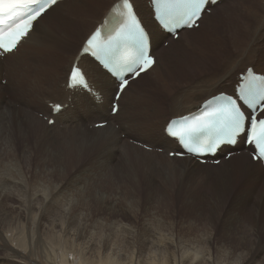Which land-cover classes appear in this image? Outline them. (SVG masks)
<instances>
[{
	"label": "bare ground",
	"instance_id": "bare-ground-1",
	"mask_svg": "<svg viewBox=\"0 0 264 264\" xmlns=\"http://www.w3.org/2000/svg\"><path fill=\"white\" fill-rule=\"evenodd\" d=\"M113 1L110 0L101 13L99 11L92 15L96 21L83 32L75 51V47L70 42L61 46L58 44V42L61 43L60 41L54 42L49 39L51 31L57 32L54 26L50 24L45 28L39 25L56 8L65 5V0H60L58 6L50 10L35 24V30L19 44L16 51L0 56V239L6 241L8 236L1 230L6 229L5 231H7L9 228L8 230L12 231L10 223L20 224L25 218L23 215H27L29 224H43L44 227L53 229L51 232L54 236H47L39 232L42 243L53 239L56 242V244H33L30 241L32 244H29L22 237L21 244L18 245L24 252L15 246L5 244L7 249L21 255L29 264H39L35 258H32L36 257L38 248L41 249L45 260L47 259L51 264H197L196 259L200 254L204 257L202 258L203 262L199 264H223L226 259H231L232 264H264V260L258 259L264 249V237L257 222L249 232L241 230L239 235L234 233L218 238L216 234L217 224L226 212L234 210L243 213L246 210L245 205L241 203L242 199L238 197L242 196L240 192H235L236 196L234 197V199L238 197L239 203L233 205L231 203L229 207L225 206L226 201L224 200L229 201L231 193L234 194L235 187L242 185L244 177L247 178L246 175H251V173H245L235 162L245 160L249 169L255 168L260 175H264V169L260 162L252 161L244 152L239 153V156L234 154L228 159L222 158L218 165L202 164L188 156L168 157L167 151L174 148L176 144L174 140L164 135L162 129V131L160 130L170 117L190 112L204 98L221 92L222 90L212 91L218 87V84L232 77L236 71L239 72L238 69L242 68L247 61L241 62L240 57V60L237 59L234 63L228 62L226 64V73L212 77L217 74L210 75L211 73L207 72V77L198 76L192 83H190L192 79L190 73L182 78L183 81L182 79L178 80L174 68L167 67L164 71L165 75L159 78V82L168 91L182 87V89L180 88L181 95L177 101L184 102L186 105L179 107L180 109L175 114L171 112L168 117L160 118L158 130L155 135H152L151 131L153 130L151 129L154 127L152 120H139L135 115L136 106L141 104V100L147 101L146 98L138 96L134 103L132 102L130 105L127 103L126 97L133 87L132 83H138L140 79L148 75H155L159 70L161 64L159 53L164 49L158 43L160 39H167L169 49L180 42L181 36L184 35V38L188 39L189 36L200 32L199 27L204 22L209 21L206 19L210 15L206 12L202 13L198 27L196 29H181L176 40L154 23L148 24V30L152 34L151 53L155 54L156 63L146 73H142L139 77L129 81V87L119 102V113L111 115L109 111L113 95L111 87L108 86L110 84L109 77L103 74L100 66L92 58L87 55H78V49L84 37L96 24L102 22L105 15L111 13L107 23L109 28L117 20L115 16L113 17L112 12L108 11ZM139 1L135 0V8L139 17L142 20L150 21L148 0L142 1L144 7H140ZM223 2L224 0H219L212 5V8L215 10ZM87 4L86 1L82 4L75 3L72 5L71 16L79 15L81 6L86 7ZM66 8V11L70 10L68 6ZM261 22V25L254 29L252 37L254 41L257 40V36L260 39L263 35L261 28L264 18ZM244 26L246 25L242 27ZM48 30L49 32L45 33ZM58 33L60 32L58 31ZM53 36L54 34L51 38ZM203 39L205 37L201 38L198 43L191 40L189 44L201 55H204L206 51L201 49L203 48L201 45L206 44ZM214 40L218 39L214 37ZM245 43L248 44H246L243 54L249 48L254 47L247 40ZM157 44L160 49L156 48ZM68 47L71 48L68 49ZM75 58L81 68L87 71V77L94 88L104 86L103 91H96L102 96L101 102H98L94 95L89 96L83 90L66 88L67 72ZM58 62L63 65L61 71L56 69L59 65L54 68V64H58ZM49 64H52L53 68L45 69L44 67ZM203 71L206 72V70ZM27 73L42 77L40 84L38 86L36 84L24 85L23 77ZM197 73L200 75L204 72ZM2 78H6V85L2 84L4 82ZM30 81L32 82V80ZM62 82L65 83L60 86L59 84ZM7 85H10L11 93L22 95L24 100L19 101L21 104L18 103V99L12 102L10 96L5 94L9 92ZM151 89L155 91L156 86L153 84ZM198 91L202 92L200 96L197 95ZM43 99H47V102L54 101L63 105L60 112L52 116L55 124L48 125L43 118L38 116L39 113L33 112V108L38 111V108L35 107L39 103L40 109L45 112V115H51V108L47 107ZM148 99L151 100V98ZM103 120L107 121L105 127L97 128L94 126L95 123L103 122ZM35 126L40 128V139L46 141L45 145L48 146L38 148L37 152L29 148L34 146V142L32 145L21 143L30 139L27 134L30 135L34 128L36 130ZM139 126L147 130L142 131V134L143 138L149 142L148 145L152 147L157 146V144L161 145L164 150L163 154L157 153L153 149L145 150L128 140L129 133L140 129ZM6 138H9L12 144H9ZM19 143L21 144L19 145ZM69 144L75 147L78 154L87 151L93 155L92 159H89L78 170L76 169L78 165L76 168L74 166L69 168L65 164L67 157L64 156L63 152L55 150V152L43 153L52 148L63 149V146H69ZM196 171L214 174L215 182L218 184L215 188L214 197L209 196L211 193L207 195L204 192L205 205L202 207L195 205L193 193L198 188L197 184L204 182L207 177H202L199 181L190 180L189 175ZM45 172L48 176L39 179V175ZM117 176L120 177L121 183L132 184V186L122 188L111 182ZM8 177L12 180L8 181L6 179ZM35 179L52 184L50 185L52 188L46 187L40 192L34 188ZM253 179L255 183L258 180ZM140 181L146 183L143 200L138 194ZM65 183H68L65 188L70 185L73 189L72 192H79L80 195L76 196L74 192L71 197L69 196L70 199H63L61 192L65 189L62 188ZM108 183V191L99 189L100 187L105 188V184ZM250 185L253 187L254 184ZM164 187H167L173 196L181 193L179 196L183 203L181 206L192 213H198L196 216L205 218L204 227L200 234L192 238L188 237V230L196 222H187V219L177 220L174 217L177 211L176 204L173 203L172 194L169 196L165 193ZM181 190H185V192L183 193ZM225 192L230 195L222 198L221 194ZM259 192L256 203L251 207L255 221L261 209L264 189ZM110 194L119 196L121 200L111 198ZM141 201L144 202L143 208ZM163 206L166 209H161ZM149 214L154 216L147 218L146 216ZM12 237L14 239V235ZM225 238H231L233 244H237L238 240L242 238L248 242L246 244L255 245L247 248L234 247L231 248L232 251L224 249L222 255L217 257L211 249L214 244H225ZM197 239L199 240L197 241ZM86 244H97L98 248L90 253L89 245ZM119 244L123 246L124 251ZM192 244L207 245L206 249H190V247H194ZM256 244L263 245L257 246ZM48 246L50 249L46 251ZM259 246L261 247L258 248ZM130 249H133L132 252H129ZM21 256L18 258L20 259ZM10 264L19 263L10 262Z\"/></svg>",
	"mask_w": 264,
	"mask_h": 264
},
{
	"label": "rangeland",
	"instance_id": "rangeland-1",
	"mask_svg": "<svg viewBox=\"0 0 264 264\" xmlns=\"http://www.w3.org/2000/svg\"><path fill=\"white\" fill-rule=\"evenodd\" d=\"M86 1L88 2V4L86 7L81 6V11L79 12V15H77L76 17H74V15L71 16L72 5H74L75 3L82 4L83 2H86ZM142 1L143 0L139 1L140 7L141 6L144 7V3ZM109 2H110V0H93V1L92 0H65V2H64L65 5L63 4L62 6L56 8L53 12H51V14H49L44 19L43 23H40L39 25H41L42 27H45V28L50 24L52 26H54L55 30H57V32L51 31L49 33V39L51 41H54V42L60 41L61 43L58 42V44H60L61 46H63V44L70 42V44L75 47V49H74V51H75L77 48L79 40H81L83 32L86 29H88L89 27H91L92 24L96 21L93 19L92 15L97 14L99 11L101 13V11H103L105 9V6ZM94 3H97V5H94ZM67 6L70 8L69 11H66ZM96 7H97V9H96ZM92 9H94V10H92ZM208 14L210 15V17H208L206 20H209L211 22L206 21L207 23L204 22L203 25L200 24L201 25V27H199L200 32L195 33L192 36H189L188 39L184 38L185 37L184 35L181 36L180 42L176 43L171 48L168 49L169 43H168L167 39H165V38L160 39L158 41V43H159L160 47L165 49V51H164V49H162L159 53V59L161 58V64H160L159 70L156 72L155 75H148V76L140 79V81L138 83H135V84L132 83L133 89L131 88L130 92L128 93L129 95L127 94V97H126L127 103H128V105H130L132 102L134 103L138 96L146 98V100L148 102H150V103H148L147 101L141 100V104H139L135 108V115L139 120H143V121L144 120H152V125L154 126L151 129V130H153V131H151L152 135L153 134L155 135L157 130H158L157 126H158V123L160 121V118H162L164 116L168 117L171 112H173L175 114V112H177L178 109H180L181 107L186 105L184 102L177 101L179 99V96L181 95L180 92H181L182 87H180L181 89L179 87H176L175 89H171L170 91H168V89L167 88L165 89V87H163V85L159 82L160 81L159 78H161L165 75L164 71H166L167 67L174 68L175 73H177L178 80H181L187 73H190L191 74L190 77L192 78L190 80V83L195 81V78H198V76L203 77V76H206L208 73H211L210 75L217 74L216 76H212V77H217V76H220V74L226 73L227 72V71H225L226 64L228 62H230V64L234 63V61H236L237 59L240 60V57H241V62L247 61L246 63L244 62L245 63L244 66H252L253 68H255L257 70L264 68V22H263V25L261 28V30L263 31V35L261 36L260 39L257 36V38H256L257 40H255V41L252 40L254 29L257 26L261 25V23H262L261 20H262V18H264V0H232V2H231V0H224L222 5L216 7L215 10L211 7ZM231 23L234 24L236 27L233 26ZM243 25H246V26L242 27ZM196 28H194V29H196ZM58 31L60 33H58ZM48 32H49V30L46 31L45 33H48ZM53 34H54V36H53L54 39L51 38ZM234 35H236L237 37ZM204 37H205V39H203V40H205L206 44L201 45V47H203L201 49H205L206 51H205L204 55H201V53H197L198 50L196 51L195 49L190 47L189 44H190L191 40L194 43H198L200 41V39L204 38ZM214 37H216L218 40H214ZM243 38H244V41H242ZM174 40H176V39H174ZM246 40L249 41V43L251 42L252 44L251 43L250 44L252 46H254L255 48L254 47L252 49L249 48V50L245 54H243V51L246 48V44H248V43H245ZM164 43L165 44L167 43V44L165 45ZM160 47H158V44H157L156 48L160 49ZM235 47L237 48L236 50H235ZM70 48L71 47H68V49H70ZM61 52H64V51H61ZM234 56H236L235 59H233ZM48 63L49 62L47 61V64ZM56 65H59V66H57V68H56ZM62 66L63 65L60 62H58V64H54V68L58 69V71L62 70ZM244 66L242 68L238 69V71L241 72V69H244ZM48 67H51V69H52L53 65L49 64L48 66H45L44 68L48 69ZM203 70H206V72ZM3 71H5V70H3ZM201 71L204 73L199 75V73H197V72H201ZM257 72H260V71H257ZM237 73L238 72L236 71L232 77H229L225 81H223L222 83L218 84L217 85L218 87L215 88L212 92H214L216 90H222V91H226L228 93H231L233 84L237 80ZM210 75H208V76H210ZM4 80H6V78ZM30 80H32V82ZM41 80H42V77L37 76L33 73H27L23 77V84L24 85L36 84L38 86V84H40ZM183 80L184 79H182V81ZM101 81H102V79H101ZM5 83H6V81L2 82L3 85H6ZM153 84H154V86H156L155 91L151 89ZM59 85L62 86L63 82H62V84H59ZM183 85H181V86H183ZM7 88H8L9 92H7L5 94L10 96V99L12 100V102H14L15 99H18V103L21 104L19 101L24 100L22 95L19 93H16V94L13 92L11 93L10 85H7ZM165 91H167V92H165ZM201 94H202L201 91L197 92L198 96H200ZM148 98H151V100H149ZM3 99L5 101H7L4 97H3ZM43 101L47 105V99H43ZM194 101H196V100H194ZM18 103H17V106H18ZM176 103H178V104H176ZM36 105L37 106L35 108L36 109L38 108V111H35V109L33 108V110H34L33 112L35 114L39 113L38 116L40 118H43L42 115L45 116V112L40 109L39 103H37ZM177 105H178V107H177ZM39 111H41V112H39ZM25 113L32 114L31 112H25ZM178 113H180V112H178ZM43 120L46 121L44 118H43ZM103 121H105V120H103ZM85 125H87V124H85ZM114 125L117 126V124H114ZM35 127H36V130L34 128V130L30 133V135L27 134V136L30 137V139H28L26 142L22 141L21 143H27L28 145H32L34 142L35 148H34V146L33 147L31 146L29 148L31 150H33V151L35 150L37 152L38 148H44V147L46 148L48 146L45 145L46 141H43L40 139V136H41L40 128H38L37 126H35ZM155 127H157V128H155ZM139 128L140 129L134 130L131 133H129L130 138L128 137V140L130 142L135 143V144H137V142H140L141 144L146 145L147 147H150V149H147V148H144L143 145L141 146V145L137 144L138 146L142 147L145 150H152L153 149L157 153L163 154L162 152L164 150H158V149H163V147H161V145L157 144V146H155V147L148 145L149 142L146 141L145 138H143V134H142V131H147V130L143 129L140 126H139ZM161 129H162V127L160 128V130ZM140 130H141V132H140ZM6 139H7L9 144H12V141L9 138H6ZM21 143H19V145ZM55 150H58V151L64 153V156L67 157V161L65 162V164L69 168L73 167V166L76 168V166L78 165V167L76 168L77 170L79 167H81L83 164H85L89 159L91 160L92 156H93L92 154L88 153L87 151H84L83 153L78 154L76 152L75 147L71 144H69V146H63V149L52 148L49 151H45L43 153L47 154V152L48 153L49 152H55ZM241 151L243 152V150L236 152L238 156H239V153H241ZM43 153H42V155H43ZM244 153L246 156L248 155L245 151H244ZM37 156H38V154L36 155V157ZM43 156L46 157L45 155H43ZM168 157H171V156H168ZM172 157H174V156H172ZM230 157H232V156H230ZM230 157H228V158H230ZM247 159H248V157H247ZM33 160L35 161V159H33ZM235 163H238V165L243 169V171L245 173H251V175L250 174L246 175L247 178L244 177L242 185H239V187L238 186L235 187V190H233L234 194H233V192L231 193V196H230L231 199L229 201L224 200V201H226L225 206L229 207L231 203H232V205L235 203H239L240 202V200L238 199V197H239L242 199L241 203L243 205H245L246 210L243 213H238L234 210L226 212L217 224V231H216L217 237L223 238L228 234H234V233H237V235H239V231H241V230H243L244 232L245 231L249 232L251 230L252 226L255 224V222L258 223V227L260 229V232L264 237V232H263V229H264V197H263V200L261 202V209H260L259 214L256 217V221H255L254 215H253L252 210H251V207L257 201V196L260 193L259 191L264 189V175L262 173H261L262 175H260L259 172H257V170L255 168H253L252 170L249 169L246 166L245 160L238 161ZM139 169L141 170V168H139ZM47 176H48L47 172L41 173L39 175V179H44ZM249 176H250V178H248ZM202 177H205V178L207 177V178L204 179L205 180L204 182L197 184L198 188L193 193V198L195 199V205H197L198 207H202L205 205L204 192L207 195H208V193L209 194L211 193L209 196L214 197L215 196V190H216L215 188H217V186H218V184L215 182L216 181L215 175L212 173L196 171V172H192L189 175L190 180L196 179V181H199L200 179H202ZM9 178L10 177H8L6 179L8 181H11L12 179L11 178L9 179ZM251 178H252V180H251ZM253 178H255L256 180L258 179L256 181L257 184L255 183ZM111 182L115 183L117 186H120L122 188H126L127 186H132V184L125 185V184L121 183V179L119 176H117ZM67 184L68 183H65L62 188H65L67 186ZM210 184H211V186H210ZM250 184H254L253 187ZM33 185H34V188L37 190H40V192L42 190H44L46 187L52 188L50 186L52 184H48L46 181L38 180V179L34 180ZM108 185H109V183L105 184V188L100 187L99 189H102L104 191H108ZM145 185H146L145 181L139 182V186H138L139 193L138 194H140L142 200L144 199V196H145V191H144ZM68 187L65 188L61 192L63 199L64 198L70 199V197L75 192V191L72 192L73 189L70 187V185H68ZM163 189H164L165 193H167L169 196H171L172 193L169 191V189L167 190V187H164ZM181 191H183V190H181ZM184 192H185V190L183 191V193ZM212 192H213V195H212ZM235 192L236 193L240 192L242 194V196H238L234 199V197L236 196ZM74 195L79 196L80 193L75 192ZM180 195H181V193L178 194L177 196H173V194H172L173 203L176 204L175 207L177 208V211L174 214V217L177 220L187 219V222L188 221H192V222L195 221L196 222V224H194L188 230V237L192 238V237L200 234L201 231L203 230V227H204L203 221H205V218L198 217V216H196L198 213L197 214L192 213L191 211H188L186 208L182 207L181 205L183 203H182L181 199H179ZM110 196H111V198L116 199L118 201L121 200V198L119 196L116 197L113 194H110ZM131 201H134V200H131ZM120 203L123 204L122 201H120ZM143 203L144 202L141 201V207L142 208H143ZM163 203L167 204L165 202H163ZM164 206L161 209H166V207H164ZM153 216L154 215L149 214L146 217L152 218ZM23 217H25V218L20 224L10 223L12 231L8 230L9 228L7 229V231H5L6 229L1 230V231H3L4 234L6 233L5 234L6 236L7 235L8 236L6 237V241H3L2 239H0V264H10V262H17L19 264H29L21 255H17L15 253L11 252L5 246V244H9L11 246H15V248H19L21 251L24 252V250L18 245V244H21V240H22L21 238L22 237L29 244H32V243L33 244H56L55 239H53L51 241H45L43 243L41 242V237H40L39 232H41L42 234L47 235V236H54V234L51 232V230H53L51 227L50 228L44 227L43 224H40V225L31 224V223L29 224L28 220H27V215L26 216L23 215ZM258 218H259V220H258ZM32 221H34V219H32ZM0 229H1V227H0ZM12 235H14V239H13ZM198 240L199 239H197V241ZM263 240H264V238H263ZM16 241H18V242H16ZM30 241H32V243ZM224 243L225 244H214V247L211 249L212 251L215 252L217 257L222 255L224 249L232 251L231 248H234V247L247 248V247H253V245H255V244H246L248 242H246L242 238H240L238 240L237 244H233V240L231 238H225ZM86 245H89L88 249H89L90 253L98 248L97 244H86ZM119 245L121 246L122 251H124L123 246L121 244H119ZM192 245L194 247L193 248L190 247V249H202V248L206 249L207 244H192ZM256 245L258 246V245H263V244H256ZM260 247L261 246H259L258 248H260ZM48 249H50L49 246L46 248V251ZM132 250L133 249H130L129 252H132ZM36 251H37L35 254L36 257H32V258H35V261H37L39 264H51L50 261H48L47 259L45 260L44 255H43L40 248H38ZM57 253H59V252H57ZM57 255H59V254H57ZM19 256H21L20 259L18 258ZM203 257L204 256L202 254H200L198 256V258L196 259V263L199 264V263L203 262L202 261ZM258 259L264 260V249L261 251ZM223 264H232L231 259H226L223 262Z\"/></svg>",
	"mask_w": 264,
	"mask_h": 264
},
{
	"label": "snow or ice",
	"instance_id": "snow-or-ice-1",
	"mask_svg": "<svg viewBox=\"0 0 264 264\" xmlns=\"http://www.w3.org/2000/svg\"><path fill=\"white\" fill-rule=\"evenodd\" d=\"M149 3L150 21H145L136 11L135 0H123V24L115 36L110 37L111 43L107 47L99 44V28L84 42L86 47L83 51L92 52L103 74L109 77L108 86L114 98L110 111L114 114L120 111L119 102L129 87V77H139L156 63L150 51L152 34L148 24L151 22L162 28H175L176 31L181 26L195 28L198 27L204 9L208 7L205 0H149ZM58 4L59 0H0V12L9 13L22 6L28 8L22 15L10 17L9 23L0 27V56L16 51L19 44L35 30V24ZM123 38L131 39L135 50L134 55L127 60L121 54ZM257 71L264 73V68L241 69L244 76L237 78L230 95L222 93L213 97L217 106L211 111H203L191 118L181 117L184 126L179 130L173 128L175 120L168 121L163 131L187 145V151L194 155L212 152L243 137L246 143L253 146L251 159L264 160V118H261L264 116V75H257ZM87 76V71L78 63L72 64L68 75L69 86L81 85L89 96L94 95L95 91H103L104 86H91ZM62 108V104H55L52 111L60 112ZM48 123L55 124V121L48 120ZM106 124L107 121H104L95 127L103 128ZM206 135L208 138L202 139ZM170 155L183 156L184 152H173ZM229 195L228 192L221 194L222 198Z\"/></svg>",
	"mask_w": 264,
	"mask_h": 264
}]
</instances>
